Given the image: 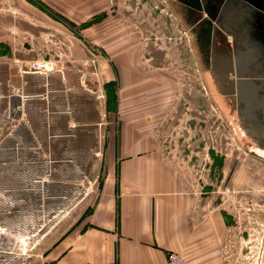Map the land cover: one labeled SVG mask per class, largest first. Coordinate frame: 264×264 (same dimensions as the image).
Segmentation results:
<instances>
[{"label":"crops","instance_id":"1","mask_svg":"<svg viewBox=\"0 0 264 264\" xmlns=\"http://www.w3.org/2000/svg\"><path fill=\"white\" fill-rule=\"evenodd\" d=\"M25 1L47 12L40 0ZM231 10L233 20L241 19L238 32L218 33L212 56L219 70L240 72L243 83L238 94L236 78L227 77L219 84L221 101L254 156L264 160V0H241ZM11 48L0 41V56L14 62L42 57ZM113 57L115 72L97 71L102 94L82 90L73 70L20 75L12 64H0V136L2 111L15 116L20 98H30L24 122L6 135L9 142H0V264H16L9 250L48 225L39 240L43 250L26 264H167L171 252L187 264H224L223 235L231 221L208 173L211 167L221 173L217 184L233 181L229 160H187L188 146L162 141L181 102L171 76L146 79ZM42 166L51 176L18 196L17 184H36ZM86 198L89 204L78 211ZM50 230L58 235L52 238Z\"/></svg>","mask_w":264,"mask_h":264},{"label":"rangeland","instance_id":"2","mask_svg":"<svg viewBox=\"0 0 264 264\" xmlns=\"http://www.w3.org/2000/svg\"><path fill=\"white\" fill-rule=\"evenodd\" d=\"M40 1L47 5V12L25 0H0L1 44H11V49L21 50L20 55L31 50L30 54L36 56L38 52L42 56L27 62L0 56V64H12L17 73L29 62L51 61L55 67L46 74L74 71L80 77L82 90L99 94L104 80L98 76V68L105 66L115 72L113 56H120L127 70L146 79L169 74L181 102L173 108L175 125L169 127L170 133L162 141L188 146L184 157L187 160L202 159L213 164L229 160L233 181L224 178L217 184L214 178L221 173L212 167L208 173L214 175L208 178V185L218 192L215 196L231 221L229 231L225 230L223 235L227 244L223 262L264 264V160L254 156L240 122L232 118L228 102L221 101L224 93L217 84V74L205 72L200 66L198 53L190 41L189 26L174 14L171 0ZM50 14L64 21H56ZM89 23L92 24L90 31L95 26L92 33L83 30ZM218 33L223 34V29L219 28ZM108 94H111L109 90ZM119 96L117 89L116 97ZM78 100L86 101L82 96ZM4 111L1 116L5 133L0 136V142L6 143L9 142L6 135L25 118L23 106L15 116L9 117L8 110ZM40 169L38 174L51 176L49 166ZM224 172L228 174L227 169ZM32 186L40 188L41 182L17 184V195L23 196ZM88 204L86 198L78 211ZM48 226L43 231L32 232L26 244L17 241L9 250L16 264H26L30 261L27 257L35 258L41 253L43 247H39V240ZM50 232L52 238L58 235L54 230Z\"/></svg>","mask_w":264,"mask_h":264},{"label":"flooded vegetation","instance_id":"3","mask_svg":"<svg viewBox=\"0 0 264 264\" xmlns=\"http://www.w3.org/2000/svg\"><path fill=\"white\" fill-rule=\"evenodd\" d=\"M203 1L206 3L203 4ZM214 1L171 0V4H173L172 10L178 19L189 26L190 41L198 53L200 66L205 69V72H215L219 85L226 83L227 77L233 75L231 74L232 70H229L230 66L222 69L224 71L219 70L216 57L212 56L213 45H216L219 28H222L226 34L238 32V23L240 24L241 19L233 20L231 6L240 5L241 0H216V3H213ZM228 84L230 85V83Z\"/></svg>","mask_w":264,"mask_h":264},{"label":"built area","instance_id":"4","mask_svg":"<svg viewBox=\"0 0 264 264\" xmlns=\"http://www.w3.org/2000/svg\"><path fill=\"white\" fill-rule=\"evenodd\" d=\"M92 64H94L93 60H92ZM24 67L20 68L19 70L20 75H25V74L41 75V74L52 72L53 68L55 67V64L54 62H51V61L35 60V61L27 63ZM23 99L24 98H21V101ZM20 110H21V106L18 108V111ZM166 263L167 264H187L185 258L182 255L172 253V252L167 254Z\"/></svg>","mask_w":264,"mask_h":264},{"label":"water","instance_id":"5","mask_svg":"<svg viewBox=\"0 0 264 264\" xmlns=\"http://www.w3.org/2000/svg\"><path fill=\"white\" fill-rule=\"evenodd\" d=\"M229 70L231 71V68H229ZM231 74L236 78V76L234 75V73L231 71ZM222 75H224V74H222ZM221 78H222V76H221ZM243 82H241V80H240V78H236V84L238 85V89H237V92H238V94H239V91H240V85L242 84ZM230 86H232V82L230 83ZM30 100V98H24L22 101H21V98H20V101H21V104H20V106H23V103L24 102H27V101H29ZM262 107H264V106H262ZM261 107V108H262ZM48 171H45V173L46 174H48L47 173ZM40 178H39V181H38V183H40L41 181H42V179H44L46 176H42L41 174H40ZM0 257H3L4 258V256H0Z\"/></svg>","mask_w":264,"mask_h":264},{"label":"bare ground","instance_id":"6","mask_svg":"<svg viewBox=\"0 0 264 264\" xmlns=\"http://www.w3.org/2000/svg\"><path fill=\"white\" fill-rule=\"evenodd\" d=\"M234 74H235L236 78H241V77H243V75L240 74V72H238V71H237V73H234Z\"/></svg>","mask_w":264,"mask_h":264},{"label":"trees","instance_id":"7","mask_svg":"<svg viewBox=\"0 0 264 264\" xmlns=\"http://www.w3.org/2000/svg\"><path fill=\"white\" fill-rule=\"evenodd\" d=\"M104 86L106 87V84H104Z\"/></svg>","mask_w":264,"mask_h":264}]
</instances>
